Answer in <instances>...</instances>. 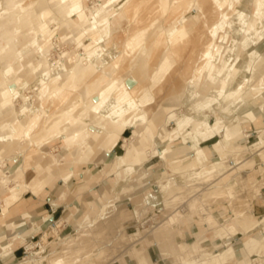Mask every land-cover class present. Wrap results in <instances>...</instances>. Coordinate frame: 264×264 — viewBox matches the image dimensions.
I'll return each mask as SVG.
<instances>
[{"label":"clouds","instance_id":"1","mask_svg":"<svg viewBox=\"0 0 264 264\" xmlns=\"http://www.w3.org/2000/svg\"><path fill=\"white\" fill-rule=\"evenodd\" d=\"M0 264H264V0H0Z\"/></svg>","mask_w":264,"mask_h":264}]
</instances>
